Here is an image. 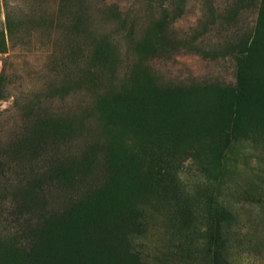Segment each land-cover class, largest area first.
I'll return each mask as SVG.
<instances>
[{"label": "rangeland", "instance_id": "1", "mask_svg": "<svg viewBox=\"0 0 264 264\" xmlns=\"http://www.w3.org/2000/svg\"><path fill=\"white\" fill-rule=\"evenodd\" d=\"M0 264H264V0H0Z\"/></svg>", "mask_w": 264, "mask_h": 264}, {"label": "trees", "instance_id": "2", "mask_svg": "<svg viewBox=\"0 0 264 264\" xmlns=\"http://www.w3.org/2000/svg\"><path fill=\"white\" fill-rule=\"evenodd\" d=\"M236 88L240 90V93H237V91H233L232 94V100L235 102L236 100H240V97L244 94V82L241 79L236 80Z\"/></svg>", "mask_w": 264, "mask_h": 264}]
</instances>
